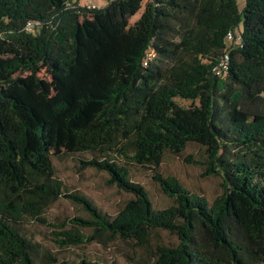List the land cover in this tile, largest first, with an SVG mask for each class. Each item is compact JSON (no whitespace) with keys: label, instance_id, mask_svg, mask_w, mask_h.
<instances>
[{"label":"trees","instance_id":"1","mask_svg":"<svg viewBox=\"0 0 264 264\" xmlns=\"http://www.w3.org/2000/svg\"><path fill=\"white\" fill-rule=\"evenodd\" d=\"M118 1L94 8L95 16L111 13ZM86 10L80 0H0V264H104L86 256L59 260L25 232L26 219L49 224L44 211L60 197L88 214L52 223L60 247L121 238L150 252L144 264H264V0H245L242 9L236 0L146 1L124 73H115L119 60H112L104 80L78 98L21 76L43 61L69 74L94 67L100 56L78 23ZM67 21L73 25L64 28ZM228 29L241 31V45L227 43ZM148 48L156 54L145 65ZM226 49L229 67L221 76L215 66ZM60 118L77 134L92 123L96 134L131 124L134 158L155 169L173 202L156 207L128 165L106 158L79 159V166L106 170L133 195L114 215L68 191L43 166L47 124ZM190 142L204 147L205 173L222 178L212 201L157 169L166 152L178 154ZM161 230L176 242L152 244Z\"/></svg>","mask_w":264,"mask_h":264},{"label":"rangeland","instance_id":"2","mask_svg":"<svg viewBox=\"0 0 264 264\" xmlns=\"http://www.w3.org/2000/svg\"><path fill=\"white\" fill-rule=\"evenodd\" d=\"M81 3L91 0H80ZM95 1V0H94ZM101 5L109 0H98ZM148 0H121L119 5L100 16L95 10L79 13L78 23L84 41L97 50L100 59L87 72L67 73L64 69H53L46 62H40L37 70H24L21 76L32 81L42 79L47 83L49 92L63 96L69 100L82 96L89 86L101 82L109 69L112 60L118 59L119 65L114 70L121 75L134 50L135 21L140 17L144 4ZM242 9L245 0H236ZM100 5V4H99ZM177 25L178 22H175ZM73 22L67 21L63 27L68 28ZM64 68L68 65L61 62ZM176 100L189 105L190 99L176 97ZM97 123L77 134L66 128L64 119L50 120L45 135L47 150L43 166L48 175L60 178L66 189L86 197L102 212L114 215L133 195L122 189L111 180L110 174L104 169L93 166L81 168L79 159H109L124 163L131 170V177L144 184L156 207H164L173 202L153 178L155 169L137 161L134 156V127L131 124L117 126L96 134ZM190 157V159H187ZM204 147L190 142L180 153L166 152L157 169L163 175H173L189 190L201 193L212 201L222 191V178L219 174L205 173ZM193 159V160H192ZM87 216L80 204L60 197L52 202L44 211L49 224L37 220L26 219L24 230L28 236L39 241L41 251L49 250L59 260L76 262L81 256L98 260L104 264H144L149 261L150 252L137 245L133 240L116 238L104 245L97 241L83 242L76 245L60 247L53 239L52 223L58 218L72 215ZM28 217V216H27ZM51 223V224H50ZM90 233V229H83ZM175 234L165 230L153 235L151 243L176 242Z\"/></svg>","mask_w":264,"mask_h":264},{"label":"built area","instance_id":"3","mask_svg":"<svg viewBox=\"0 0 264 264\" xmlns=\"http://www.w3.org/2000/svg\"><path fill=\"white\" fill-rule=\"evenodd\" d=\"M83 4H85L88 8H91V9H94L100 6L96 1H93V0H91L90 2L83 3ZM34 26H35L34 22L29 21L26 25V29L33 30ZM225 39L227 43H231L232 46L241 45V41H242L241 31L228 29L225 33ZM155 54L156 53L154 49L152 48L146 49L144 57H143V64L147 65L148 61L155 57ZM228 67H229V54L226 49V52H224L218 64L215 66V71L219 75L224 76L227 73Z\"/></svg>","mask_w":264,"mask_h":264},{"label":"crops","instance_id":"4","mask_svg":"<svg viewBox=\"0 0 264 264\" xmlns=\"http://www.w3.org/2000/svg\"><path fill=\"white\" fill-rule=\"evenodd\" d=\"M94 1V0H93ZM98 4H100L101 5V3L98 1V0H95ZM81 2V1H80Z\"/></svg>","mask_w":264,"mask_h":264}]
</instances>
